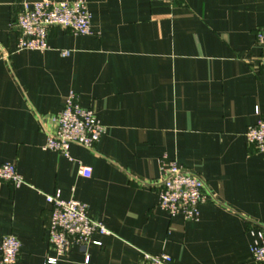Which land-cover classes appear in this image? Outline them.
<instances>
[{
  "label": "crops",
  "instance_id": "1",
  "mask_svg": "<svg viewBox=\"0 0 264 264\" xmlns=\"http://www.w3.org/2000/svg\"><path fill=\"white\" fill-rule=\"evenodd\" d=\"M37 1L0 0V166L25 181L0 182V246L10 234L21 242L17 264L54 257L46 195L59 193L111 234L57 264H141L143 253L259 264L251 248L264 225V152L245 134L264 121V0H84L92 35L52 27L49 50L18 51L17 18ZM70 92L106 133L67 158L44 146ZM165 158L205 182L198 220L159 207Z\"/></svg>",
  "mask_w": 264,
  "mask_h": 264
},
{
  "label": "built area",
  "instance_id": "2",
  "mask_svg": "<svg viewBox=\"0 0 264 264\" xmlns=\"http://www.w3.org/2000/svg\"><path fill=\"white\" fill-rule=\"evenodd\" d=\"M173 4L177 0H166ZM92 15L84 0H40L24 2L16 27L19 30L18 51L45 52L50 49L49 30L59 27L78 36H90ZM256 40L264 47V27L256 29ZM69 51L62 56L68 57ZM56 131L48 136L45 150L54 151L70 158V147L74 144L93 150L106 133L91 109L81 107L75 92H70L64 108L53 117ZM248 144L264 152V121L250 126L245 134ZM163 180L159 187V207L170 217L183 215L186 220L196 221L200 207L210 202L205 182L198 176L186 171L176 161L164 159L161 164ZM80 174L91 177V169L82 166ZM0 182H6L14 188L25 184L17 167L5 163L0 166ZM47 203L52 207L48 225V242L55 252L54 257L47 259L46 264H57L65 257L74 245L85 246L95 236H109L111 232L103 222L94 220L89 207L77 200H64L59 193L46 195ZM258 242L251 248L252 258L264 264V225L257 226ZM22 244L14 235L2 239L1 264H17ZM141 264H175L173 258L166 254L152 255L143 253Z\"/></svg>",
  "mask_w": 264,
  "mask_h": 264
}]
</instances>
